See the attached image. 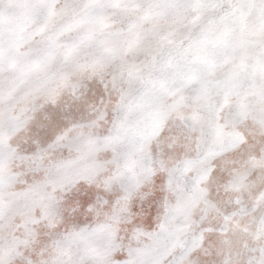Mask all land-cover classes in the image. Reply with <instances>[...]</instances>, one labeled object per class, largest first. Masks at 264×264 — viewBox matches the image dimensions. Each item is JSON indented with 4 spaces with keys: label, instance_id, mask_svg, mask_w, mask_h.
I'll return each mask as SVG.
<instances>
[{
    "label": "snow or ice",
    "instance_id": "6c2138e0",
    "mask_svg": "<svg viewBox=\"0 0 264 264\" xmlns=\"http://www.w3.org/2000/svg\"><path fill=\"white\" fill-rule=\"evenodd\" d=\"M12 11H24L29 22L44 26L39 53L52 57L54 70L26 81L27 65L7 61L0 35V169L17 147L11 143L12 121L27 115L40 136L33 141L35 158L58 146L77 154L50 164V182L105 145L117 173L127 177L110 221L70 226L44 264H195L203 221L210 207L219 211L220 204L231 209L232 217L259 213L253 242L226 249L204 264H264V95L253 87L242 101L229 104L228 73L212 79L210 61L180 59L223 21L239 24L254 14L255 22L264 24V0H0V33ZM66 11L71 15L48 26L50 17ZM105 12L126 31L150 23L142 44L122 55H83L92 33L72 32V26ZM65 32L71 35L58 45ZM214 54L227 57L228 52L221 48ZM10 68L15 71L11 78L6 75ZM19 86L26 89L24 98L10 104L6 96ZM98 122L107 125L102 137L90 131ZM134 147L148 149L141 172L156 168L145 184L129 175L124 160ZM176 149L181 150L177 158L163 163L166 150ZM133 199L141 203L128 205L121 228L119 213ZM194 205L201 207L199 219L191 216ZM140 236L146 241L137 247ZM21 245L0 236V264H31Z\"/></svg>",
    "mask_w": 264,
    "mask_h": 264
},
{
    "label": "rangeland",
    "instance_id": "374dc122",
    "mask_svg": "<svg viewBox=\"0 0 264 264\" xmlns=\"http://www.w3.org/2000/svg\"><path fill=\"white\" fill-rule=\"evenodd\" d=\"M69 15L71 11L50 17L48 26ZM26 16L24 11L9 12L3 18L4 28L0 35L6 44L7 61L11 65L26 64L25 79L34 81L46 76L54 70V66L51 56L41 57L39 53L38 42L44 26L29 22ZM150 27V23H145L126 31L113 13L105 12L86 24L73 25L72 32L90 30L92 33L83 55L100 56L108 52L122 55L130 52L133 46H140L141 37ZM69 35L71 32L60 35L57 44H62ZM175 48L179 50L180 45L176 44ZM221 48L228 52L227 57L214 54ZM180 59L202 63L210 61L214 64L212 79H222L228 73L227 86L232 90L229 104L242 101L253 87L258 94L264 95V24L255 22L254 14L239 24L221 22L206 34L195 49ZM6 75L13 77L14 68H10ZM25 90L24 86L12 88L6 96L7 101L10 104L22 101ZM12 128L11 143L17 147L0 169V236L21 241L26 261L44 264L55 252L54 242L60 240L70 226L110 221L112 203L122 195L121 187L127 182V177L117 173L111 148L105 145L82 155L75 169H64L55 183L50 182L47 178L50 164L75 159L77 154L74 151L70 153L68 147L58 146L42 158H35L32 155L33 141L40 136L36 134L31 119L27 115L21 116L12 121ZM106 130L107 125L98 122L90 131L94 137H102ZM180 151L166 150L163 163L176 159ZM147 153L146 148L141 151L139 147H134L124 158L130 167L129 175H134L138 184L147 183L156 172V168L149 173L141 172L140 164ZM154 159L157 157L154 156ZM243 199L247 202L246 195ZM139 203L138 199L125 203L119 213L121 228L127 217L128 205ZM85 205L90 210L85 211ZM219 209L210 207L203 221L206 230L202 234L201 249L194 254L195 264L215 260L226 249L235 250L245 242H253L251 232L258 222L259 213L232 217L230 208L220 204ZM190 213L193 218L199 219L201 207L192 206ZM225 216L230 218L225 220ZM145 241L146 237L140 236L134 243L140 247ZM37 252L42 255L37 256Z\"/></svg>",
    "mask_w": 264,
    "mask_h": 264
}]
</instances>
